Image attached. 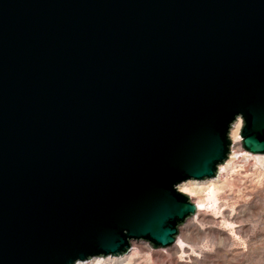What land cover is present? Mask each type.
<instances>
[{
	"label": "water",
	"instance_id": "water-1",
	"mask_svg": "<svg viewBox=\"0 0 264 264\" xmlns=\"http://www.w3.org/2000/svg\"><path fill=\"white\" fill-rule=\"evenodd\" d=\"M241 118L264 154V0H0V264L176 243Z\"/></svg>",
	"mask_w": 264,
	"mask_h": 264
},
{
	"label": "rangeland",
	"instance_id": "rangeland-1",
	"mask_svg": "<svg viewBox=\"0 0 264 264\" xmlns=\"http://www.w3.org/2000/svg\"><path fill=\"white\" fill-rule=\"evenodd\" d=\"M241 141L240 153L252 155H241L205 208L180 226L179 246L132 242L140 248L141 264H264V154L243 149ZM207 180H198L204 198L210 190ZM186 194L197 202L195 194Z\"/></svg>",
	"mask_w": 264,
	"mask_h": 264
},
{
	"label": "bare ground",
	"instance_id": "bare-ground-1",
	"mask_svg": "<svg viewBox=\"0 0 264 264\" xmlns=\"http://www.w3.org/2000/svg\"><path fill=\"white\" fill-rule=\"evenodd\" d=\"M243 125V121L239 118L232 126L230 131V137L232 141L231 151L227 160L219 166L218 173L215 177L209 178L207 181L210 182V190L208 192V196L206 198L201 194L204 189L201 186L202 181L198 180H187L179 185V190L184 193L195 194L198 199L196 204L198 207V212L203 210L207 205V200L214 197L215 192L222 188V185L225 182L223 179L224 175L228 170L233 167L241 158V155H252L248 152H243L241 154V149H239L238 145L242 140L241 137V128ZM260 156V155H258ZM182 238H178L176 241V246H179V242H182ZM175 246V247H176ZM141 255L139 246L133 245L131 250L122 255H108V256H96L86 260H80L76 264H141Z\"/></svg>",
	"mask_w": 264,
	"mask_h": 264
}]
</instances>
